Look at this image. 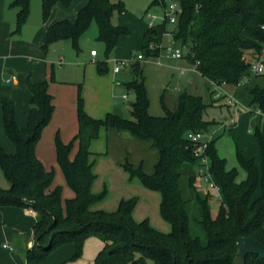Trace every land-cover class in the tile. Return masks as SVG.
Listing matches in <instances>:
<instances>
[{"label":"trees","instance_id":"obj_1","mask_svg":"<svg viewBox=\"0 0 264 264\" xmlns=\"http://www.w3.org/2000/svg\"><path fill=\"white\" fill-rule=\"evenodd\" d=\"M73 0H41L42 17L46 22L56 3L68 7ZM179 4L178 21L168 19L144 31L141 50L143 57L162 54L166 35L179 46L189 63L200 74L217 85L235 87V99L264 114V73H251V62L261 58L264 50V0H172ZM31 0H15L18 9L14 34L21 32L30 14ZM166 0H152L151 6ZM115 12H125L123 3L112 0H89L79 10L74 22L62 20L49 26L44 51L56 42L70 40L79 50V40L93 22L98 27L97 39L105 44L109 56L122 35L131 32L112 22ZM152 46V47H151ZM184 58V59H185ZM105 62H98L99 74L107 70ZM134 79L124 83L135 94L132 118L109 112L103 119L87 114L81 95L77 99L78 133L64 143L56 136V159L73 197L62 198V187L56 186L54 169H46L36 154V145L42 137L54 112L49 82L35 83L26 76L31 95V109L27 112V126L20 128L13 102L1 101L5 132L15 147L8 154L0 145V168L10 182L8 189L0 187V207L31 209L37 214L33 226L32 248H27L28 262H42L56 248L75 244L74 259L81 256L85 237H98L104 247L95 264H235L237 240L250 237L264 245V133L256 127L254 134L260 149L261 162L238 153V162L246 177L237 181L238 170H227L226 160L216 149V138L208 141L205 150L207 164L195 153L196 146L187 135L191 132L207 134L214 125L204 118L207 106L199 96L183 93L176 107L163 105L165 115H150L143 68L139 62L132 65ZM51 81H54L52 73ZM245 81V82H244ZM244 82L240 87L238 85ZM128 132L134 138L150 144L159 159L152 175L141 167L126 162L131 176L160 194L161 217L170 224L171 231L154 229L148 220L136 222L132 212L135 199L121 200L112 212L92 210L104 199L106 191L94 194L95 180L91 143L98 139L102 129ZM77 152L71 157L74 144ZM217 188L219 211L211 210L215 193L208 186L201 190L203 178ZM259 189V196L255 193ZM246 264H264L259 256L250 255Z\"/></svg>","mask_w":264,"mask_h":264},{"label":"rangeland","instance_id":"obj_2","mask_svg":"<svg viewBox=\"0 0 264 264\" xmlns=\"http://www.w3.org/2000/svg\"><path fill=\"white\" fill-rule=\"evenodd\" d=\"M112 1L115 3L121 1L125 9L123 14L118 12L114 13L112 19L113 24L126 27L131 33L122 35L114 51L109 56H106L105 44L97 39L98 27L96 22H93L89 29L81 36L78 43V51L73 47L70 40L61 41L59 49L54 51L50 50L48 55H51V61L55 63V67L52 65L50 66L51 76L53 73L57 78H65L69 83L75 86L76 104L79 84H81V95L84 100L85 111L92 118L103 119L107 113H109L105 105V99L108 95L106 89L108 87L104 81L99 86L96 81L97 78L110 77V79H113V76L116 75L120 77L127 70L132 71V65L139 62L143 68L145 86L150 101V115L155 117L164 116L165 112L163 105L169 109H174L178 97L183 93L201 97L203 103L207 106L204 118L214 122L210 131L205 134L206 139L211 140L216 138L217 152L221 158L226 160L227 170L236 168L239 172L237 181L241 182L244 180L246 174L241 168L237 156L240 152L246 158L255 159L256 163L260 164V149L254 130L256 127H259L260 131L264 133V114L258 110L251 111L250 108L242 105V103H237L233 98L235 95V87L228 85L218 87L219 85L204 78L197 70L196 66L189 64L186 58L175 59L166 55V47H169L172 43L171 36H165L163 38L161 45L162 54L160 56L144 57L143 60H138L137 56L143 54L141 47L144 31L149 25L155 26L163 22L164 7L162 5L151 6L152 0ZM32 2L38 4L37 14L35 13L34 7L31 11L30 4L29 17L32 19L37 17L43 20L41 0H32ZM169 3L170 0H166V4L169 5ZM81 7L82 0H73L68 7L60 2L56 3L53 6L48 21L51 20L52 17L58 19V21L63 19L74 22ZM148 15H155L157 18H149ZM173 27V24H168L169 29ZM49 48L50 47H48V50ZM92 49L96 50L99 54L94 62L91 60L92 57L90 55ZM40 52L41 55L44 56L46 51L42 48ZM60 55H64L65 57L62 68L58 65ZM39 57L40 56L33 55L31 58L25 59L29 65H32V69L20 72L25 79L27 75L31 76V80H33L32 75L33 77H38L37 74L39 73L37 72H39L41 68L37 65L40 63ZM118 59L128 60L134 63L128 69L116 74L113 68L114 61ZM98 62L106 63L107 70L104 74H99L97 68ZM45 63L47 64L46 61ZM40 70L43 71L42 69ZM60 70H62V73ZM133 79L134 75H131L130 81ZM48 82L50 86V82H52L51 77ZM111 82L113 85V81ZM115 84L116 92L114 93V105L111 112L120 113L124 117L131 119L132 104L135 102V94L129 91L124 84ZM124 95L127 96V99H124ZM52 97L55 109L50 122L44 128L42 137L36 145V153L44 166L46 165L47 168L54 169V184L62 187V198L65 204L66 199L73 197V192L68 187L62 170L57 164L55 139L58 135L62 142L69 143L77 133L73 135L67 133L68 128L66 129V127H70L67 126L69 122L64 124L66 120L61 110L58 114L56 113L57 101H55V94L52 95ZM236 108L238 109L237 111ZM23 115L25 117V126L22 127L18 125L20 128H25L27 126V115ZM259 118H261L262 121H260ZM56 125L60 127L59 129H63L59 131L57 127L52 133ZM1 126L0 145L6 153L13 154L15 152V147L5 132L4 124L2 123ZM68 134L70 138L67 137ZM77 148V143H75L71 154L72 158H74ZM90 151L92 153L91 161L93 162V172L95 174V180L91 190L96 195L106 191L104 199L93 205L91 209L112 212L117 209L121 200L135 199L136 205L132 212L133 219L136 222L148 220L149 224L154 229L163 233H169L171 231V226L160 214V194L145 187L138 177L131 176L129 171L125 168L126 162H129L134 168L141 167L146 174L152 175L159 159L158 152L151 148L149 143L134 138L130 133L125 131L118 132L112 128L101 130L99 138L91 143ZM206 186V184H202L200 187L201 190H205L204 187ZM0 187L3 189H8L10 187V182L5 177L1 168ZM207 188L215 193L213 196L214 200L211 201V210L213 216L216 217L219 211V201L216 200L219 199L218 191L214 188ZM259 193L260 191L258 189L254 195L255 198L259 196ZM28 237L25 238V241L28 240ZM25 241L15 238L13 242H6L13 247V251L5 250V252H10L9 254L12 256H20L21 260L26 264L46 262L57 249L61 247L67 248V246H72L73 254L62 264H95L96 257L104 247V243L98 237L89 235L83 240L81 256L76 259L73 258L76 253V247L75 244L71 243L66 244L67 246L63 245L56 248L42 262H28L27 246L24 244Z\"/></svg>","mask_w":264,"mask_h":264},{"label":"crops","instance_id":"obj_3","mask_svg":"<svg viewBox=\"0 0 264 264\" xmlns=\"http://www.w3.org/2000/svg\"><path fill=\"white\" fill-rule=\"evenodd\" d=\"M14 1L15 0H0V131L2 127L1 125L3 123V112L1 105V101L3 99L14 103L16 109V120L18 121V125L22 127L25 126V117L23 114L27 115V112L32 108L30 103L31 95L26 84V79L20 73L21 71H28L29 69H32V65H29V63L26 62L25 59H29L33 55L40 56V63H38L37 65L40 66V69H42L43 71L39 69V72H37L39 73L37 74L38 77H33L32 75V81L35 83L48 81L51 77L50 66L52 65L55 67V63L51 61V55L49 56L48 54L50 50L54 51L56 49H59L61 43V41H59L51 44L49 46V50L45 52V55H41L40 51L46 43L47 30L49 26L55 24L56 22H59L58 19H54L52 17L51 20H47L46 22L38 19L37 17H35L34 19L29 17V20L27 19L21 32L18 34H14L13 32L16 27L18 13V9L12 6V3ZM88 1L89 0H82L81 8H83L88 3ZM30 4L31 11L34 7L35 13L37 14L38 4L36 2H32V0ZM93 50L94 49H92L91 51ZM98 55L99 54L97 52V55L95 57L91 56V60L94 62ZM64 60V55H60V60L58 63L59 67L62 68V66L64 65ZM45 61L47 62V64L45 63ZM60 71L62 73V70ZM131 75H133L132 71L127 70L120 77L117 75L113 76V79H110V77L97 78L96 81L99 86L104 81L106 82L108 87L106 89L108 91V95L105 99V105L107 108L106 110H109L107 112H111V109L114 105L113 98L114 93L116 92L115 83H117L118 85H122L126 82H129L131 79ZM64 79L57 78V76L54 75V81L50 82L49 92L52 95L55 94L56 96V113L58 114L61 110L66 120L64 121V124L66 122H69L67 126L70 127H66V129L68 128L67 133L73 135L78 133L77 131L79 128L75 106L76 92L75 86L69 83L67 79ZM110 80L113 81L114 87ZM222 86L227 85H220L218 87ZM233 98L234 100H236L235 97ZM87 110L89 111L88 107ZM237 110L238 109L236 108V111ZM259 119L260 121H262L261 118ZM56 128L59 129L60 127L56 125L52 133L54 132V130H56ZM62 129H59V131ZM69 134L67 136L68 138H70ZM45 167L46 169H49L46 165ZM36 220L37 214L31 209L19 207H0V264H26L21 260L20 256H12L11 254H9L10 252H5V250L13 251V247L6 242H13L15 238L25 241V238L30 236L28 237V240L24 242V244H26L27 248H32L34 244L32 231ZM4 246L8 247L5 248ZM9 248H12V250H10ZM72 254V246H67V248L61 247L50 256L49 260L37 264H62L65 260H68L72 256Z\"/></svg>","mask_w":264,"mask_h":264},{"label":"built area","instance_id":"obj_4","mask_svg":"<svg viewBox=\"0 0 264 264\" xmlns=\"http://www.w3.org/2000/svg\"><path fill=\"white\" fill-rule=\"evenodd\" d=\"M181 13V9L178 3L170 0L169 5L166 6L165 10H164V19H168L169 22L171 24H176L178 21V17L179 14ZM149 18L152 19H156L157 17L155 15H148ZM149 26H153V25H149ZM264 29V26L262 27ZM166 36H170V35H166ZM152 47V46H151ZM97 55V51L93 50L91 51V56L95 57ZM166 55L171 56L172 58L175 59H183L185 58V54L183 52V50L179 47H177L176 45H174L173 43H171L169 45V47H166ZM138 60H143L144 57L139 54L137 56ZM134 62H130L128 60H122V59H118L115 60L114 62V68L113 71L114 73H120L122 70H125L127 68H129ZM251 73L254 75H259L264 73V50H263V55L261 58L258 59H254L251 62ZM245 82V81H244ZM244 82H241L238 87H240ZM127 97L124 96V99H126ZM237 103L238 101L235 100ZM187 138L194 143V145L196 146V150L195 153L197 156L201 157V161L203 164H207V157L205 156V150L207 147V143L209 140L206 139L205 134L201 133V132H197V133H189L187 135ZM203 184H206L208 187L210 188H214L217 190V188L214 187L213 183L209 182V176H206L203 178ZM5 248H7L8 246H4ZM10 250H12V248H9Z\"/></svg>","mask_w":264,"mask_h":264},{"label":"water","instance_id":"obj_5","mask_svg":"<svg viewBox=\"0 0 264 264\" xmlns=\"http://www.w3.org/2000/svg\"><path fill=\"white\" fill-rule=\"evenodd\" d=\"M237 249L235 264H246V259L250 255L259 256L264 260V245L254 238H239L237 240Z\"/></svg>","mask_w":264,"mask_h":264}]
</instances>
